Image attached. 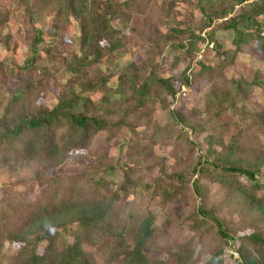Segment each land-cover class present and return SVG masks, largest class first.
Segmentation results:
<instances>
[{
    "label": "trees",
    "instance_id": "16d2710c",
    "mask_svg": "<svg viewBox=\"0 0 264 264\" xmlns=\"http://www.w3.org/2000/svg\"><path fill=\"white\" fill-rule=\"evenodd\" d=\"M181 5L191 12L184 13L186 18L196 10L203 16L200 31L211 29L219 59L213 66V60L196 55L204 52L205 38L185 20H176ZM12 14L31 36L22 44L25 58L17 66L8 63L9 52L21 47L20 39L12 41ZM263 18L264 0H0V45L6 51L0 60V172L9 176L0 190V262L7 245L15 251L7 259L15 264H99V257L102 264H197L199 244L213 238L218 247L204 264H224L227 246L238 254L237 264H264V106L251 105L247 95L253 84L231 77L217 97L207 93L205 110L196 112L206 114L203 122L170 109L177 92L195 80L209 76L223 83L244 29L259 37ZM72 20L79 30L77 52L66 33ZM216 30L232 32L235 53L222 51ZM145 48L144 58L135 61ZM126 53L130 60L102 74L104 62L120 63ZM165 55L171 56V69L185 63L179 77L160 75ZM50 82L59 89L52 106L40 102ZM156 105L193 135L194 140L185 135L179 154L172 155L181 164L189 150L190 168L168 173L165 158L158 168L145 163L150 138L137 140V128L154 121ZM119 133L125 136L114 141L116 159L103 152L87 159L81 171H57L98 135L110 142ZM153 133L152 139L161 134ZM200 145L205 151L195 154ZM47 169L56 171L49 175ZM202 179L219 185L226 212L207 207ZM29 182L39 185L34 198L27 194ZM189 187L200 203L194 215L178 222L191 233L184 241L158 245L166 223L147 206L159 201L164 211ZM129 196L134 202L125 209ZM166 218L172 221L164 211L161 219ZM161 250L169 260L153 257Z\"/></svg>",
    "mask_w": 264,
    "mask_h": 264
},
{
    "label": "rangeland",
    "instance_id": "374dc122",
    "mask_svg": "<svg viewBox=\"0 0 264 264\" xmlns=\"http://www.w3.org/2000/svg\"><path fill=\"white\" fill-rule=\"evenodd\" d=\"M11 8V7H10ZM238 12V9H235V13ZM184 13L191 14L189 7L185 5H181L178 11L176 12V20L180 17L181 20H185L187 23L191 24L193 28L196 30L197 33L200 34V36H203L205 38V42L201 45V49L204 50L203 53L197 52L196 55L198 56V59L202 60H208L212 61L211 66L215 64V62L219 59H216L214 56V49H212V41L209 37V32H211L210 28L205 29L204 31H200L199 24L204 21L203 16L200 14V12L193 11V17L184 16ZM18 14H12L9 20L10 24V31L12 33V41H17V39H20L21 41V47H19L17 50L10 51L9 52V64L17 66L20 65L25 56V49L22 47V44L24 42H29L30 37L26 30L28 28L27 25L24 23H21L20 21H16L14 18L17 17ZM182 16V17H181ZM72 24L67 27L66 33L68 37H71L74 42H71L70 47L73 49V51L78 50V40H79V30L77 25H75V21L72 20ZM220 21H216L213 24H219ZM36 24L40 26L41 22L40 20L36 21ZM262 24L264 26V18L262 20ZM243 27L242 25H240ZM215 28V27H214ZM245 28V27H244ZM246 29V28H245ZM245 36L242 38V43L240 49H238L237 55L234 56L235 63L233 66H226L225 68V74L223 78L225 80L222 82H219V80L216 81L214 78L209 76H204L202 79H198L192 82L189 88L182 87L179 92L176 94V102L172 105H170V109H174L176 111H181L187 114V116H190L194 118L195 120H198L200 122H203L205 120L206 114L202 113L201 115L196 112H203L206 108V95L209 92H212L216 97L217 94L221 93L225 86H227V82L229 81V78L235 77L238 81L243 82L246 81L248 84H253L252 87L249 89V94L247 95L248 99L251 102V105L260 108L264 106V53L261 49V45L264 44V31L262 32V35H259V37L256 36V33H252L249 30L245 31ZM164 30V29H163ZM145 37H148V34H145ZM214 37L216 38L217 42L219 43L222 51L226 53L233 52L235 53L236 45L233 43V34L232 32H222L219 30H216ZM127 37L126 30L124 31L123 37L121 40L125 43ZM146 46V45H143ZM206 47L207 49H205ZM6 54V51L1 47L0 45V60L4 58ZM147 54V49L145 48L141 52L137 53L134 60L140 61L144 58V56ZM171 55H174V53H171ZM179 56H183V53H179ZM177 55V56H178ZM131 59V55L129 53L122 54L120 56V63H110V62H104L102 67L100 68L102 70V74H105L107 72V68L110 67L112 71H115L117 68V65L120 66L122 63L127 62ZM210 61V62H211ZM171 56H163L162 58V67L160 70V75L163 78L168 77H179L181 71L183 70V67L185 63L182 61L181 64H179L176 68L171 69ZM8 64V65H9ZM10 66V65H9ZM8 66V68H9ZM67 77V76H66ZM228 80V81H227ZM64 82V79H62V83ZM116 83V75L111 79L109 85L114 86ZM174 83V82H173ZM176 85V82L174 83ZM242 85V84H240ZM244 85V84H243ZM13 89V85L9 88V91ZM59 89L53 85L52 82L48 84L47 88V94L44 98L40 100V102H43L44 104L48 106H52L56 102V97L58 95ZM94 98H96V95H94ZM244 104V103H243ZM157 110L153 113L154 121L148 125V126H142L137 128V140H140L141 143H145L143 139L145 137L150 138V145H147L148 148V154L144 156L145 163L147 165H155L158 168L157 163L164 161V166L166 172L171 171H180L184 168H190V166H186L187 163H192L193 158L192 154L188 151H186L185 154L181 156V164H175V159L172 158V155L179 154V149L184 145V139H182L185 135L188 137L189 140L193 139V135L191 134L190 130L183 129L181 125H175L172 123L171 120L168 119V116L165 112H161L158 105ZM209 125L211 123L209 122ZM208 126V125H207ZM209 127V126H208ZM160 131L161 134L159 136H155L154 139H152L151 135H153V131ZM210 132L209 129H207L206 133ZM124 133V132H123ZM123 133H119L114 139H112L110 142H108L104 136L98 135L91 147L86 151H74L72 152L67 161L65 162L64 166L62 168H59L58 172H66V173H76L77 171H81L84 168V163L87 159L95 158L99 156L103 152H107L109 156L116 159L118 154V147L114 145V141L116 142H122L123 137L125 136ZM130 135V134H128ZM130 137V136H128ZM201 139V137H200ZM194 140V139H193ZM199 141V140H198ZM205 146L200 145L198 147V150H195V154H203L205 151ZM125 155H129V151L124 149L123 150ZM193 153V155L195 156ZM115 161V160H113ZM176 166V167H174ZM140 168V166L138 167ZM56 170L53 169H47V173L49 175L54 174ZM17 178V177H16ZM15 178V179H16ZM196 176H194V179ZM9 176L5 173L0 172V190L6 186L9 182ZM14 179V180H15ZM203 185L208 186V193L206 195V205L207 207H217L218 210L226 212L228 209L221 206V197L217 194L219 191V185L218 184H208L207 180L202 179L200 181ZM39 189V185L36 183L29 182L28 183V191L27 194L30 198H34L37 195ZM192 190V187H189L185 191H183L177 198L176 201H171L166 203L164 205V211L167 212V215H169L172 219L171 222L167 223L166 219H161V215L164 213L162 211V206L159 204V201H153L152 205L147 209L149 212H152L153 215H156L159 217V220L166 223V227H164V230L162 227L159 229L157 242L158 245L164 241V243H172V242H181L186 239L187 234L191 233L189 229H186L180 221L184 218L190 217L195 214L198 205L200 203L199 198L197 194H195V191ZM1 195V194H0ZM197 196V197H196ZM133 196H129L125 201L123 202L122 206L130 207L133 204ZM142 204V203H141ZM141 206H144L143 204ZM146 207V206H144ZM142 207V208H144ZM211 209V208H210ZM219 218L222 217V213L217 214ZM227 220H229L228 216L225 217ZM164 220V221H163ZM161 222V223H162ZM204 222V221H202ZM160 222H157L159 224ZM189 224L188 222L185 223V225ZM158 228V227H157ZM161 230H163L161 232ZM249 231L240 232L241 234L246 233ZM204 245L199 244L198 251L201 252L202 256L197 264H204L208 258L215 252L217 246V239L213 238H207L204 239ZM12 247V246H11ZM7 247V245L4 246L3 253H4V259L0 262V264H15L7 259V257L12 254L14 251V248ZM204 247V248H203ZM232 247H225L223 249V256H224V264H237L236 261H238V254L232 250ZM117 248L115 247L114 250ZM114 251V252H115ZM153 257H157L160 260L167 261L170 257L166 254L165 250L161 251H153L152 253ZM99 264H102L104 261V257L98 258Z\"/></svg>",
    "mask_w": 264,
    "mask_h": 264
}]
</instances>
